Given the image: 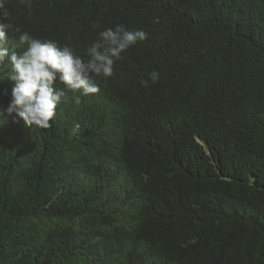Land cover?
<instances>
[{
  "label": "trees",
  "instance_id": "trees-1",
  "mask_svg": "<svg viewBox=\"0 0 264 264\" xmlns=\"http://www.w3.org/2000/svg\"><path fill=\"white\" fill-rule=\"evenodd\" d=\"M5 8L0 23L85 59L106 28L147 38L96 79L99 93L65 90L48 129L8 114L0 63V264H139L148 251L164 264H264V0ZM18 35L6 33L21 53ZM152 71L158 82L142 86Z\"/></svg>",
  "mask_w": 264,
  "mask_h": 264
},
{
  "label": "clouds",
  "instance_id": "clouds-1",
  "mask_svg": "<svg viewBox=\"0 0 264 264\" xmlns=\"http://www.w3.org/2000/svg\"><path fill=\"white\" fill-rule=\"evenodd\" d=\"M21 2L31 6V0ZM0 16L5 19L9 16L5 0H0ZM97 27L99 26L93 25V28ZM7 32L19 34V42L27 45L23 52L10 51ZM146 38L144 31H130L124 25L106 28L98 33L86 49L85 59L67 46L61 48L55 42L33 38L30 33L22 32L12 22L0 23V63L7 57L11 65L8 80L14 84L8 114L15 113L26 127L50 128V121L56 114L55 110L65 95V90L79 92L82 96L99 93L100 86L96 79L106 80L112 77L116 62L124 58L122 54ZM57 78L63 86L62 89L54 86ZM149 80L152 83L158 82L159 73L152 71L148 74V79H142L139 83L147 87ZM144 255L138 260L139 264H164L151 251Z\"/></svg>",
  "mask_w": 264,
  "mask_h": 264
},
{
  "label": "bare ground",
  "instance_id": "bare-ground-1",
  "mask_svg": "<svg viewBox=\"0 0 264 264\" xmlns=\"http://www.w3.org/2000/svg\"><path fill=\"white\" fill-rule=\"evenodd\" d=\"M12 37V36H11ZM6 39H7V36H6ZM8 41V40H7ZM8 47L10 48L9 44H8ZM27 47L26 44H22V48L25 50ZM11 49V48H10ZM85 58V57H84ZM54 86L55 87H59V88H62V85L60 84L59 82V79L57 78V80L54 82ZM1 103V102H0ZM0 115H1V112H0ZM3 129H6L5 127L2 128V126H0V130L2 131ZM67 169H68V166H67ZM115 256V255H113ZM123 264H126L125 262H123Z\"/></svg>",
  "mask_w": 264,
  "mask_h": 264
}]
</instances>
